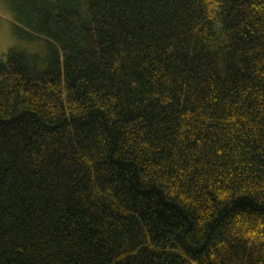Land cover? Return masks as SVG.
Here are the masks:
<instances>
[{"label":"trees","instance_id":"16d2710c","mask_svg":"<svg viewBox=\"0 0 264 264\" xmlns=\"http://www.w3.org/2000/svg\"><path fill=\"white\" fill-rule=\"evenodd\" d=\"M10 2L0 264H264V0Z\"/></svg>","mask_w":264,"mask_h":264},{"label":"rangeland","instance_id":"374dc122","mask_svg":"<svg viewBox=\"0 0 264 264\" xmlns=\"http://www.w3.org/2000/svg\"><path fill=\"white\" fill-rule=\"evenodd\" d=\"M9 15H11L10 0H0V59H4L5 53L10 47H28L31 49L37 48V44L30 43L28 45V42L18 38L14 34L13 25L11 23L12 19ZM38 44L42 46L41 43Z\"/></svg>","mask_w":264,"mask_h":264}]
</instances>
